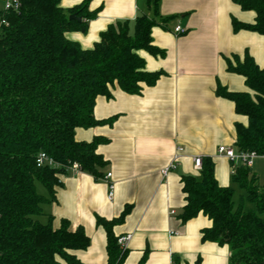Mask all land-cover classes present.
Listing matches in <instances>:
<instances>
[{"label": "trees", "instance_id": "trees-1", "mask_svg": "<svg viewBox=\"0 0 264 264\" xmlns=\"http://www.w3.org/2000/svg\"><path fill=\"white\" fill-rule=\"evenodd\" d=\"M18 12H3L0 22V264H83L76 252L91 245L83 227L71 230L64 220L54 227V218L44 206L55 198L60 177L78 163L81 171L96 180L105 176L107 162L97 148L105 140H76V129L104 123L95 118L99 97L112 98L116 87L129 95H140L154 86L163 72H149L140 56L165 52L153 45L160 0H149L153 17L141 15L133 25L118 21L101 34L92 49L85 50L69 40V32H86L98 11L90 12L92 0L66 11L62 0H20ZM243 11L255 12L253 24L233 19L234 32L264 35V0H232ZM77 14L85 22L70 20ZM227 70L245 78L250 93H231L218 86L217 95L234 102L236 113L245 116L246 126L236 124L237 153L264 155V68L246 53L226 58ZM45 154L57 168L37 166ZM232 181L244 193L235 201L236 190L221 187L215 165L203 159L199 176H183L185 205L178 218L183 224L203 215L211 226L201 231L203 243L228 246L229 264H264V180L252 169L239 165ZM38 184L45 193H40ZM130 207L112 221L98 217L107 233L108 264H123V251L113 233ZM139 264H145L143 259ZM173 264H187L173 255ZM201 264V259L196 261Z\"/></svg>", "mask_w": 264, "mask_h": 264}, {"label": "crops", "instance_id": "crops-1", "mask_svg": "<svg viewBox=\"0 0 264 264\" xmlns=\"http://www.w3.org/2000/svg\"><path fill=\"white\" fill-rule=\"evenodd\" d=\"M83 1L62 0L61 7L69 11ZM88 9L98 15L88 22L86 32L66 34L85 50L118 21L133 25L141 15L153 17L149 0H92ZM158 15L151 36L165 56L139 54L147 71L163 76L154 86L145 85L140 95L116 87L112 98L99 97L94 115L104 123L76 129L77 141L105 140L97 152L107 162L103 174L112 173L114 200L108 201L104 181L81 172L60 177L62 186L44 206L55 228L64 220L71 230L84 228L91 245L75 253L83 264H108L107 233L97 219H117L126 207L130 212L113 228L116 238L132 235L123 264L143 259L145 264H173V255L187 264H196L199 258L201 264L230 263L228 246L202 242L201 231L211 226L207 217L199 215L186 224L178 218L185 205L182 177L199 176L194 157L210 158L217 182L234 188L238 202L241 190L232 181L233 164L217 151L221 146L234 147L236 124L246 126L248 120L236 113L234 102L218 96L217 89L220 85L231 93L252 95L244 77L228 72L226 58L243 60L248 53L264 68V35L234 32L233 19L253 24L256 14L243 11L232 0H160ZM177 27L186 33L176 34ZM178 148L183 149L181 160L164 177L162 171Z\"/></svg>", "mask_w": 264, "mask_h": 264}, {"label": "built area", "instance_id": "built-area-1", "mask_svg": "<svg viewBox=\"0 0 264 264\" xmlns=\"http://www.w3.org/2000/svg\"><path fill=\"white\" fill-rule=\"evenodd\" d=\"M0 8L2 9L3 12H18L21 8V1L20 0H0ZM3 25H7L6 21L0 22V29L2 28ZM175 33L179 35H183L186 33V31L182 29L181 27H177L175 29ZM177 150L178 152L174 155L170 165L162 171V174L164 177H167L171 171L175 170L181 160V157H182L181 152H183V149L178 148ZM217 152L220 156L227 158L233 164L232 174L235 171L236 164L252 169L256 160L258 159L264 160V155H259L256 152L237 153L234 147L221 146L219 147ZM193 160H194L195 170L197 172H201L203 168V158L201 156H196L194 157ZM37 166L38 167L49 166V167L57 168L58 164L55 163L47 155L42 153L37 157ZM67 170L70 174H78L82 172L81 166L78 163L71 164L67 168ZM102 181H104L108 186L107 198H108V201L112 202L115 197V184L112 181V173H107L102 178ZM131 239H132V235H127L124 237H120L118 239V244L120 245L123 251L128 249Z\"/></svg>", "mask_w": 264, "mask_h": 264}, {"label": "rangeland", "instance_id": "rangeland-1", "mask_svg": "<svg viewBox=\"0 0 264 264\" xmlns=\"http://www.w3.org/2000/svg\"><path fill=\"white\" fill-rule=\"evenodd\" d=\"M252 172L256 173L259 176V178L261 179V181H263L264 180V161L263 160H257L255 163L254 170ZM38 189H39L38 191L40 193H45L44 189L39 184H38ZM240 195H244V193L241 191Z\"/></svg>", "mask_w": 264, "mask_h": 264}, {"label": "water", "instance_id": "water-1", "mask_svg": "<svg viewBox=\"0 0 264 264\" xmlns=\"http://www.w3.org/2000/svg\"><path fill=\"white\" fill-rule=\"evenodd\" d=\"M70 20L76 21L78 23H81L83 21L82 17L78 16L77 14H73L70 17Z\"/></svg>", "mask_w": 264, "mask_h": 264}]
</instances>
